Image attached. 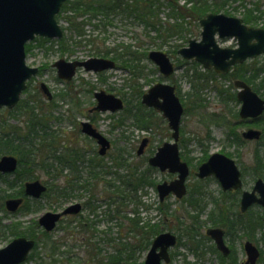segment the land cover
<instances>
[{"label":"rangeland","instance_id":"374dc122","mask_svg":"<svg viewBox=\"0 0 264 264\" xmlns=\"http://www.w3.org/2000/svg\"><path fill=\"white\" fill-rule=\"evenodd\" d=\"M252 1L254 0L231 1L226 5L223 13L241 17L247 7L253 6ZM158 2H154L151 8L157 12V17L153 21L158 20L160 23V28L158 27L160 31L151 25L146 26L135 15L114 14L109 16L110 24L105 28H96L93 26V23L85 26V39L90 38L93 40L90 42L82 41L80 45L75 47L70 46V49L73 50L71 54L66 52L64 55H61L59 44L55 40L49 42L40 40L37 37L27 43L30 47L26 53V65L36 66L40 69L38 75L30 80L29 88L31 94H33L34 89L39 92L37 98L41 100L43 109H46L47 103L49 102H53L52 105H56V108L51 111L53 119L49 123L50 128L48 131H54L61 139L65 140L63 143L67 145L66 148L73 147L85 154L84 158L86 161L83 164L77 163L82 178H86L88 174V159L94 156L95 153L97 154L99 148L94 140L87 138L80 131L79 123L85 120H89L110 141L111 147L105 156H99L97 154L99 158H103V162L107 163L106 165L111 164L110 159L113 156L120 154L126 159L127 164H133V168L138 165L140 169H144L148 166L147 157L153 155L159 146L171 139V132L167 126V122L157 111H154L156 117L152 120L153 127L148 130L136 128L133 115L135 113H141L143 110L140 109V112H135L137 102L140 101L143 92L157 82H167L175 86L176 93L184 105V114L182 115L180 123L179 142L182 158L195 169L196 164L205 154L208 157L210 154L216 152L230 153L245 168L244 171L246 173L243 177V189H251L256 179L252 172L253 154L256 150H259L261 153L264 152V137L262 136L260 141H243L241 144L231 145L227 141L226 133L231 130L241 138V133L247 127L262 130L264 128V119H259L255 124L243 122L237 114L239 102L236 100H226L225 98L227 96L222 92L227 89L236 95V89L234 87L229 88L233 81L219 77V75L211 77L209 76L211 71L203 69L201 65L195 63L193 60H184L178 54V50L186 47L189 40L200 39L201 27L197 20L187 17L183 22L184 30L182 29L180 32L169 30L170 25H175V23L181 22L182 19L173 17L170 14L171 7L167 4V0H159ZM177 5H184V1L178 0ZM155 6H158V9L154 8ZM101 17V15L98 16L100 19ZM59 23L62 28L66 27L63 20ZM170 32L173 33L171 36H168ZM65 34L68 35V32L65 31ZM219 44L224 47H231L236 43L235 40L230 39L227 41H219ZM121 45H130L131 50L140 54L141 58L138 64L141 68V75L133 76L131 72L118 66L102 73L86 72L80 69L71 81L66 82L57 78L56 70L52 67V64L58 59L84 60L90 57H104L105 52L109 49L117 47L118 51L122 50ZM153 50H159L168 54L173 61L176 69L170 77L164 78L157 66L148 59V53ZM143 53H146V55H142ZM258 59L262 60L263 56H260ZM116 64L118 63L116 62ZM195 76H201L202 79H195ZM204 79L207 81L204 82ZM190 80L196 84L195 86L202 85L203 88L200 90L193 89ZM41 82L46 84L52 94L50 101L47 100L46 95L39 89ZM140 89L141 94H138L137 91ZM100 90L121 98L125 103V108L113 113H90L89 109L95 105L94 92ZM144 107L142 106V108ZM185 109H188L186 113ZM235 113L237 116H234ZM9 121L11 123L17 122L14 118ZM207 134H209V138ZM145 138L148 139L145 152L143 155L138 156L136 155L137 148ZM231 138L229 137L228 139ZM61 150H63L62 147L59 148V151ZM60 168V165L54 163L50 173H54L55 170L59 171ZM105 168L106 171L115 170L113 167ZM119 171L122 172L121 170ZM36 173L39 176L38 179L46 183L49 187L50 184H62L63 176L69 174V169H63V176L57 179H53L43 170H40L39 167L36 169ZM99 175L100 178L89 180L90 184L87 189L83 190L80 188V190L75 191L67 199L62 197L55 198L57 195L53 196L52 194L49 197L42 196L36 200L35 204L28 205L29 208H34V210L27 215L18 214L12 217L10 214L5 215L0 212V224L5 225L12 222H21L26 226L31 220L36 221L40 214L45 212H59L70 204L86 201L89 195H96V197L102 198L109 193L108 189H111L106 183H112L115 180L111 174L106 175L102 172ZM149 178L154 182V186H145L143 188L145 194L138 192L141 195V201L147 206L145 208L141 205L138 208V215L143 221L150 220L151 223L158 222L161 226V232L170 231L177 236V244L170 250L171 261L169 264H218L217 255L211 252L214 245L213 241L208 237L206 239L205 235V230L211 226L210 222L207 221V216L213 211L212 198L216 199L219 196L220 187L218 183L213 178L198 183L192 175L187 180L188 192L185 197L179 200L173 195H170L163 202H160L155 185L163 181H171L175 178V175L154 169L150 172ZM262 179L264 180V173L262 174ZM23 181L25 180L16 179L15 173L4 174V181L0 182V188L7 189V185L5 184L7 182L8 187L11 185L9 187L11 189L8 188L7 191L9 193L16 192L20 184H23ZM116 183L114 184L117 185ZM198 189H202L201 192H204L202 194L203 196H196V192H193V197L196 199L199 197L198 202L201 201V205H206V207L200 217H198L199 221H201L198 228L200 233L198 238L201 239V242L196 250L195 243L191 244L187 242L185 227L189 224V217L186 215L196 213V210H199V205L189 206L187 201L183 200H188L190 192ZM159 204H166L168 206L166 208V217L158 209ZM133 207L135 206L128 204L126 210L129 212ZM103 208L104 206L100 209ZM173 209L175 213L170 214ZM252 211L256 215H262V209L260 207H253L251 209V215L253 216ZM97 214L98 218L96 216H88V209L82 208L79 215L80 219L73 221L74 223L86 222L88 220L87 217L89 219L97 218L96 220L99 221V219H102V216H100V213ZM70 220L71 218L69 216L64 217L59 222L58 227L49 233V238L43 235H37L38 248L36 252L41 259L36 258L23 264H68L66 259L57 260L54 263L53 258H50V253L53 251V247L59 246L61 243H63L60 245L61 250H65L69 245L75 243L70 238V233L71 227L76 226H70ZM118 222L119 220L116 219L107 221L106 218L99 221L96 226H93V234L89 232L90 239L86 240V237L85 241L77 242L78 244L71 250L72 254L78 256L80 262H77V258H70V260L74 261V264H91L86 263L88 259L85 250L86 242V248H89V251L97 252L100 248L101 252L98 254L100 257L113 253L115 245L119 241L117 237V232L120 231L117 225ZM262 229L264 231V228ZM262 229H258L252 235L253 238H249L242 231H237V233L235 232L236 234L227 236L226 243L233 250L232 257L236 260V264H241L246 259L242 248L245 240H251L260 248L262 252L256 264H264V244L260 240ZM9 240L10 238L6 234H0V248L5 246ZM146 253L147 250L136 251L134 253L135 260L142 262Z\"/></svg>","mask_w":264,"mask_h":264},{"label":"trees","instance_id":"16d2710c","mask_svg":"<svg viewBox=\"0 0 264 264\" xmlns=\"http://www.w3.org/2000/svg\"><path fill=\"white\" fill-rule=\"evenodd\" d=\"M231 1L235 0H184V5L178 6V0H168L167 4L171 7L170 14L173 17L182 19L181 22L170 25L168 29L180 32L182 29L184 30L183 22L185 18L190 17L199 21L208 13L224 11L226 5ZM154 2L159 3L156 0H66L56 16L58 21L63 20L65 22L66 27H64V30L68 32V35L65 34L64 37L58 41L61 55H64L66 52L71 54L73 50L70 49V46L75 47L80 45L82 41L90 42L93 40L90 38L85 39V26L93 23V26L96 28H105L110 24V20L108 19L109 16L114 14L135 15V17L145 23L146 26L151 25L153 28L160 31V23L158 20L153 21L157 17V12L151 8ZM261 7H263V9H261ZM154 8L158 9V6ZM99 15L102 16L101 19L98 18ZM151 18L152 20L150 21ZM242 19L244 23L248 25L255 26L261 23V26L264 28V1L256 0L252 7H247L243 12ZM172 33L173 32L168 33V36H171ZM38 39L43 41L47 40L44 38ZM121 46L123 49L120 51H118L117 47L107 50L104 57L114 59L118 63L117 66L119 68L128 70L133 76L141 75V68L138 64L141 58L140 54L131 50L130 45ZM29 47L30 46L26 44V52H28ZM142 55H146V53ZM209 76H215L214 72L211 71ZM221 77L227 78L230 81L235 79L243 80L261 97H264V56L262 60L256 58L240 65H235L228 75ZM195 79L200 80L202 77L195 76ZM205 81L207 80L204 79V82ZM190 83L191 87L195 90L203 88L202 85L195 86L196 84L191 80ZM29 84L30 81L27 83V87L22 93L24 97L20 98L13 109H2L0 111V155L10 154L17 157L18 167L15 174L18 180L38 178L39 176L36 173L38 167L53 179L63 176V169H69V174L63 176L62 184H50L44 194V196L47 197L52 194L53 196L57 195L55 198L62 197L67 199L72 196L75 191L80 190V188L83 190L87 189L90 184L89 180L100 178V173L103 172L106 175L111 174L115 180L113 182H117V185L113 182L106 183L109 188H111L108 189L109 193L102 198L96 197V195H89L85 205L88 209V216H96L98 218L97 213H100L102 220L105 218L107 221H112L114 219L119 220L117 224L120 229V231L117 232L119 241L118 244L115 245L113 253L101 257L98 256L101 252L100 248L97 252L89 251V248H86V242L85 250L88 256L86 262L91 264H142V262H137L135 260L136 257L134 253L136 251L147 250L153 238L161 232V226L158 222L151 223L150 220L143 221L138 215V208L141 205L147 208L141 201V195H139L138 192L145 194L143 188L146 185L154 186V182L149 178L150 172L153 169L149 166L144 169H140L137 166L133 168V164H127L125 161L126 159L120 154L113 156L112 159H110L111 164L106 165L107 163L103 162V158H99L95 153L94 156L88 159L87 167H89V169L87 177L82 178L77 163L83 164L86 161L84 158L85 154L73 147L66 148L67 145L63 143L65 140L61 139L54 131H48L50 128L49 123L53 119L51 111L56 108V105H52L53 102H49L47 103L46 109H43L41 100L37 98L39 92L34 89L33 94H31ZM229 88H232V84H230ZM137 92L141 94V89ZM222 92L227 96V98H225L226 100H236L235 94L229 92V90L226 89ZM193 95L195 96V94ZM142 106L140 101H138L135 112H140V109L143 110L141 113L134 112L135 114H132L133 120L136 122L134 123L136 128L148 130L153 127L152 120L156 116L152 109H146V107H144L145 110ZM187 110L188 109H185V113ZM234 116H237V114L235 113ZM12 118L16 119L17 122L11 123L9 120ZM207 137H210L209 134H207ZM229 137L232 138L228 139ZM226 138L231 145L241 144L243 142L240 136L235 132L233 133L231 130L227 131ZM61 147L63 150L59 151ZM226 154L231 156L230 153ZM206 158L205 154L197 164H200L201 161H204ZM54 163L60 165L61 168L59 171L55 170L54 173H50ZM240 166L245 174V168H243L242 164ZM105 167H113L115 170L106 171ZM252 172L255 177H262L264 173V152L261 153L259 150L254 152ZM1 181H4V176L2 175H0V182ZM5 184L7 185V189L0 188V212L5 215L8 214L3 205L5 199L10 197H23L24 201L22 205L12 217L18 214L27 215L31 213L34 208L31 209L28 205L35 204L36 201L23 196L22 184H20L18 191L11 193L7 191L11 185L8 187V183L5 182ZM193 192H195V190H192L188 200L186 199L189 206H196L197 199L193 197ZM128 204L135 206L129 212L126 210ZM103 206L104 208L100 209ZM166 208H168L166 204L158 205V209L165 214V217ZM188 212L190 213V211ZM202 212L203 209H199L196 210V213L186 215L189 217V224L185 227V236L187 237V242L191 244L195 243L196 250L201 242V239L198 238L200 234L198 228L201 222L198 217H200ZM228 212V210L213 208V211L207 216V221L210 222L211 226H218L226 229L234 228V230H237L238 227H249V230L253 232L256 226H261L263 228V223L260 218L258 222H253L249 219V221L244 224L241 219L236 221L229 220ZM174 213L175 210L173 209L170 214ZM87 218L88 220L86 222H88L89 232L93 234V226H96L99 221L96 220L97 218ZM84 222L85 221L79 222V230H74L75 228L71 227L70 238L74 242L78 240L77 234L81 236L85 231ZM0 234H6L10 239L17 236L35 239L36 243L33 251L28 256V262L40 258L36 252L38 248L37 235H43L49 238V233L40 230L35 220H31L26 226L21 222H12L5 225L0 224ZM89 239L90 238L87 237L86 240ZM261 239L264 244V233H262ZM62 244L63 243L60 245ZM60 245L53 247V251L50 253V258H53V262L55 263L57 260L66 259L74 263V261L70 260L72 256L71 250L74 248V244L69 245L65 250H61ZM212 248L213 250H211V252L214 253L215 249L214 247ZM196 255L198 256V254ZM74 258H77V262H80L77 255H75ZM218 260V264H236L235 259L227 262L225 259L219 257Z\"/></svg>","mask_w":264,"mask_h":264},{"label":"water","instance_id":"95a60500","mask_svg":"<svg viewBox=\"0 0 264 264\" xmlns=\"http://www.w3.org/2000/svg\"><path fill=\"white\" fill-rule=\"evenodd\" d=\"M65 0H0V110L12 109L19 101L26 82L38 73L37 67L26 65L25 44L34 37L60 39L63 30L56 20V15ZM200 40L191 39L186 47L178 50L184 59H194L205 69H213L218 74H227L231 67L243 63L247 59L256 58L264 54V29L247 27L242 19L222 13H210L200 19ZM219 38H235L237 47H220L215 36ZM148 59L158 68L163 77L167 78L174 72L173 62L168 55L159 50L148 53ZM56 69L57 77L70 81L76 70L83 68L86 72H103L115 68V62L107 58L92 57L83 61H66L59 59L52 65ZM236 98L240 102L238 115L241 119L257 118L264 112V99L251 87L241 80H236ZM40 90L51 98V93L45 83L40 84ZM99 112H116L124 107L122 99L106 93L103 90L94 93ZM141 103L148 108L160 112L166 119L171 131V140L159 146L156 152L148 158V164L160 172L177 174L176 178L163 181L156 186L159 199L173 194L182 198L186 194V179L189 176V166L182 161L179 153V130L183 106L175 93V87L166 82H158L147 89L141 96ZM81 132L93 139L99 145L98 154L103 156L110 148V141L98 132L88 121L81 122ZM260 132L248 129L242 133L246 140L258 139ZM148 139H143L137 149V154L143 153ZM18 165L13 155L0 156V173H13ZM195 176L199 179L213 176L223 190L242 188L241 171L235 160L222 153L211 154L205 162L198 166ZM24 194L37 199L47 190V186L40 180L26 181ZM255 192L259 194L257 197ZM23 199L8 198L5 209L14 213ZM257 203L264 208V181L258 178L252 190L244 191L241 196V210L245 211L250 205ZM80 204L67 206L60 212H45L39 216L37 223L45 231L54 229L59 219L64 215L76 214L80 211ZM264 221V215H263ZM209 236L216 248L227 255L229 248L224 241V231L221 228H208ZM177 243V237L170 231L158 234L151 243L143 264H167L170 261L169 250ZM35 245L33 239L23 236L15 237L0 248V264H22ZM246 260L243 264H255L259 250L251 242L243 245Z\"/></svg>","mask_w":264,"mask_h":264},{"label":"flooded vegetation","instance_id":"af4514ba","mask_svg":"<svg viewBox=\"0 0 264 264\" xmlns=\"http://www.w3.org/2000/svg\"><path fill=\"white\" fill-rule=\"evenodd\" d=\"M168 1V0H167ZM131 16V15H130ZM243 21V20H242ZM244 22V21H243ZM246 24V23H245ZM246 25H248V24H246ZM248 26H250V25H248ZM220 41H226V38L225 39H221ZM236 46V44L235 45H233V46H231L232 48L233 47H235ZM103 58H107V59H111V60H113V61H115L114 59H112V58H110V57H103ZM116 63V62H115ZM174 64V63H173ZM174 67H175V65H174ZM176 68V67H175ZM78 71V70H77ZM76 71V72H77ZM102 73V72H101ZM74 78V77H73ZM72 78V79H73ZM71 79V80H72ZM70 80V81H71ZM175 91H176V89H175ZM43 93V92H42ZM95 93V92H94ZM144 93V92H143ZM142 93V94H143ZM142 94H141V96H142ZM177 94V93H176ZM47 97V99H48V96H46ZM52 97V96H51ZM52 98H50L49 99V101L51 100ZM94 99H95V97H94ZM123 101V100H122ZM180 101H181V99H180ZM182 102V101H181ZM123 103H124V101H123ZM140 103H141V97H140ZM142 104V103H141ZM183 104V103H182ZM95 105H96V99H95ZM95 105L92 107V108H90L89 109V112L90 113H92V112H97V113H104V112H99V111H96L95 109H94V107H95ZM143 105V104H142ZM143 106H145V105H143ZM146 107V106H145ZM183 107H184V105H183ZM125 108V103H124V107H123V109ZM148 108V107H147ZM148 109H152V108H148ZM122 110V109H121ZM153 111H155L154 109H152ZM120 111V110H119ZM158 112V111H157ZM159 113V112H158ZM161 115V114H160ZM161 117H162V115H161ZM264 117V113L263 114H261L259 117H257V118H253V119H250V118H248V119H241L243 122H247V123H249V124H252V123H254L255 124V122H257L259 119H261V118H263ZM163 118V117H162ZM164 119V118H163ZM165 121H166V119H164ZM85 121H88L91 125H92V123L89 121V120H85ZM81 122H83V121H81ZM81 122L79 123L80 124V131H81ZM93 126V125H92ZM94 127V126H93ZM95 128V127H94ZM96 129V128H95ZM248 129H255V130H258L259 132H260V136H259V138L258 139H253V140H246V139H244L243 137H242V133L244 132H242L241 133V138H242V140L243 141H260V139L262 138V136L264 137V128H262V130H259V129H256V128H252V127H247L246 128V130H248ZM97 130V129H96ZM245 130V131H246ZM98 131V130H97ZM99 132V131H98ZM82 133V132H81ZM101 133V132H100ZM83 134V133H82ZM102 134V133H101ZM85 135V134H84ZM87 138H89V139H91V140H94L95 141V139H93V138H91V137H89V136H87V135H85ZM95 143H96V141H95ZM97 144V143H96ZM147 144H148V142L146 143V145H145V147H144V149H143V153L142 154H140V155H138L137 154V151H136V155H138V156H141V155H143L144 154V152H145V148H146V146H147ZM98 145V144H97ZM98 147H99V145H98ZM99 149V148H98ZM138 149V148H137ZM97 154H98V150H97ZM99 155V154H98ZM227 155V154H226ZM99 156H101V155H99ZM150 157V156H149ZM149 157H147V160H148V158ZM228 157H230V158H233L232 156H229L228 155ZM182 158V157H181ZM208 158V157H207ZM207 158L204 160V161H201V163L200 164H196L197 166H196V168L195 169H193V167H191L189 164H188V162L187 161H185L183 158L181 159V160H183V161H185L187 164H188V166H189V170H190V175H189V177L190 176H194V179L199 183V182H201V181H204V180H206V179H209V178H213L217 183H218V181L213 177V176H208V177H205V178H202V179H199V178H197L196 176H195V172H196V170H197V168H198V166L199 165H201L203 162H205L206 160H207ZM234 159V158H233ZM235 160V159H234ZM235 162H236V164H237V166H238V168H239V170L241 171V178H242V188H240V189H228V190H223L222 188H221V186L219 185V183H218V185H219V187H220V190H219V196H218V198H212V202H213V208H219V209H221V210H228L229 212H228V214H229V220H232V221H236V220H239V219H241L243 222H244V224L245 223H247V221H249V219H251L253 222L254 221H257L258 222V220H259V218H260V220H261V222L263 223V228H264V221H263V215H264V208L261 206V205H259V204H257V203H254V204H252V205H250L245 211H242L241 210V206H240V200H241V196H242V193L244 192V191H251L252 190V188L251 189H243V177H244V173H243V171H242V169H241V164H240V162H238V160H235ZM137 167H138V165H136ZM153 170L155 169V168H152ZM159 171V170H158ZM166 172V171H165ZM169 174H171V175H175V177H176V174H172V173H169ZM188 177V178H189ZM258 178H261L262 179V177H258ZM174 179V178H173ZM172 179V180H173ZM34 179H29V181H33ZM188 180V179H187ZM263 180V179H262ZM264 181V180H263ZM169 182V181H168ZM185 185H186V194H187V192H188V189H187V181L185 182ZM146 186H148V185H146ZM155 186H157V185H155ZM156 188V187H155ZM201 190L202 189H198V190H195V192H196V196H201L202 194H204V192H201ZM186 194L183 196V197H185L186 196ZM255 194H256V196L258 197L259 196V194L257 193V192H255ZM238 195V196H237ZM203 196V195H202ZM182 197V198H183ZM182 198H177V199H182ZM166 199V198H165ZM100 200V199H99ZM198 200H199V197L197 198V206L199 205V209H205V207H206V205H201V201H199L198 202ZM87 201V200H86ZM86 201H83V202H81V203H79L80 204V206H81V208H80V211L78 212V213H76V214H71V215H67V216H69L70 218H71V220H70V226L71 225H73V226H76V227H72V228H75L74 230H79L80 229V227H79V223H74V221L76 220V219H80V213H81V210H82V208H86V205H85V202ZM164 201V200H163ZM162 201V202H163ZM183 201H187L186 199H184ZM99 202H101V201H99ZM253 207H260L261 209H262V215L261 214H258V215H256V213H254L253 211H252V213H253V216L251 215V209L253 208ZM209 215V214H208ZM248 215V216H247ZM67 216H65V217H67ZM247 216V217H246ZM64 217H62L61 219H60V221L63 219ZM74 220V221H73ZM59 221V222H60ZM99 221H102V219H100ZM37 222V221H36ZM59 222H58V224H56V226L54 227V229L52 230V231H54L57 227H58V225H59ZM231 222V221H230ZM256 222V223H257ZM84 224V228H85V231L82 233V237L80 236V234H77V238H78V240L74 243V246H76L78 243L77 242H82V241H85V239H86V237H89L90 235H89V227H88V222H84L83 223ZM38 225V224H37ZM39 227V229L40 230H43L40 226H38ZM210 228H221L223 231H224V241H225V244H226V246L229 248V252H228V254L227 255H223V253L221 252V251H219L217 248H216V246H215V244H214V241L212 240V239H210L211 241H213V247H214V249H215V254L217 255V257H218V259H219V257H221V258H223V259H225L227 262H229V261H232V259H233V257H232V254H233V250H232V248H231V246H229L227 243H226V238H227V236L228 235H233V234H236L237 233V231H242L245 235H247L249 238H253V234L254 233H256L257 232V230L258 229H262V227L261 226H256L255 228H254V230H253V232H251V230H249V227H245V228H243V227H238L237 228V230H234V228H230V229H226V228H223V227H218V226H210ZM236 232V233H235ZM262 233H264V231H263V229H262ZM206 235V234H205ZM261 236H262V234H261ZM206 237H208L207 235H206ZM208 238H210V237H208ZM260 240L262 241V239L260 238ZM246 241H249V242H251L254 246H256L251 240H245L244 241V243L246 242ZM263 242V241H262ZM244 243H243V245H244ZM243 245H242V248H243V251H244V253H245V250H244V247H243ZM256 248L259 250V256H258V258L261 256V250H260V248L258 247V246H256ZM72 255V257L71 258H74V254H71ZM245 256H246V253H245ZM246 258H247V256H246ZM258 258H257V260H258ZM246 260V259H245ZM244 260V261H245ZM257 260H256V262H257ZM170 261H171V259H170ZM243 261V262H244ZM218 262H219V260H218ZM243 262L241 263V264H243ZM87 263V262H86ZM68 264H74L73 262H70V261H68ZM256 264V263H255Z\"/></svg>","mask_w":264,"mask_h":264}]
</instances>
